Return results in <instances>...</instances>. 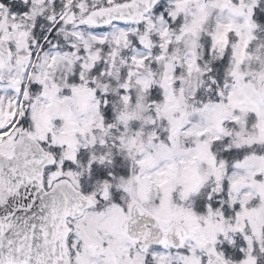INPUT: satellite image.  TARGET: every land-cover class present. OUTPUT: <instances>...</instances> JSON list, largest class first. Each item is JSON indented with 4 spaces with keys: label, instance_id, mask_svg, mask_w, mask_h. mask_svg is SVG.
<instances>
[{
    "label": "snow or ice",
    "instance_id": "obj_1",
    "mask_svg": "<svg viewBox=\"0 0 264 264\" xmlns=\"http://www.w3.org/2000/svg\"><path fill=\"white\" fill-rule=\"evenodd\" d=\"M0 264H264V0H0Z\"/></svg>",
    "mask_w": 264,
    "mask_h": 264
}]
</instances>
